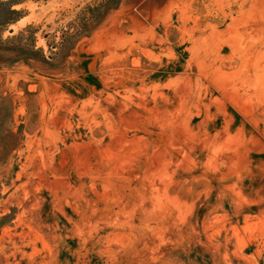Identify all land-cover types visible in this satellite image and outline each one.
<instances>
[{
  "label": "rangeland",
  "instance_id": "rangeland-1",
  "mask_svg": "<svg viewBox=\"0 0 264 264\" xmlns=\"http://www.w3.org/2000/svg\"><path fill=\"white\" fill-rule=\"evenodd\" d=\"M14 7L0 264H264V0Z\"/></svg>",
  "mask_w": 264,
  "mask_h": 264
},
{
  "label": "trees",
  "instance_id": "trees-1",
  "mask_svg": "<svg viewBox=\"0 0 264 264\" xmlns=\"http://www.w3.org/2000/svg\"><path fill=\"white\" fill-rule=\"evenodd\" d=\"M22 0H0V61L12 63L18 60H29L39 58L45 60L40 49L34 48V39L32 34L26 36L23 40L22 29L17 34L2 37V31L11 23L17 21L22 12L14 5ZM116 3L117 0H112Z\"/></svg>",
  "mask_w": 264,
  "mask_h": 264
}]
</instances>
